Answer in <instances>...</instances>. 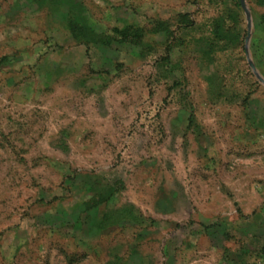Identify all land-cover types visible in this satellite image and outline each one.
Returning <instances> with one entry per match:
<instances>
[{
    "label": "rangeland",
    "instance_id": "rangeland-1",
    "mask_svg": "<svg viewBox=\"0 0 264 264\" xmlns=\"http://www.w3.org/2000/svg\"><path fill=\"white\" fill-rule=\"evenodd\" d=\"M244 4L247 44L240 0H0V264L215 262L202 224L264 198ZM102 214L125 220L90 237Z\"/></svg>",
    "mask_w": 264,
    "mask_h": 264
},
{
    "label": "crops",
    "instance_id": "crops-1",
    "mask_svg": "<svg viewBox=\"0 0 264 264\" xmlns=\"http://www.w3.org/2000/svg\"><path fill=\"white\" fill-rule=\"evenodd\" d=\"M260 190L264 194V184ZM263 202L264 198L261 201V205L259 204L256 207L258 212L253 209L250 214L240 213L239 215L235 214L234 217L230 216L231 214L229 217L217 214L213 217V221L202 224L199 241L206 242L202 247L203 251L211 252L212 250L216 254L213 264H264ZM253 216H256V219ZM151 220L149 218V222ZM256 229H260V232H257ZM106 231L108 230L93 231L89 236H98ZM81 234L83 235V233ZM89 236L86 235L84 237ZM228 241L233 242L234 246L229 247L232 243H228ZM255 247H260V255L258 257H252Z\"/></svg>",
    "mask_w": 264,
    "mask_h": 264
},
{
    "label": "trees",
    "instance_id": "trees-1",
    "mask_svg": "<svg viewBox=\"0 0 264 264\" xmlns=\"http://www.w3.org/2000/svg\"><path fill=\"white\" fill-rule=\"evenodd\" d=\"M237 4H238V1H237ZM101 186V185H100ZM89 187H92V186H87L85 187V192L86 193H89L90 190ZM96 188V187H95ZM101 189V188H100ZM92 192L93 194L90 195V198L87 199L85 201V212L89 211V209H95L96 211H98V209L100 207H103V204L105 202V200L107 201L108 198H109V192H105L103 191V189H101V191H97L96 189L93 190L92 189ZM122 217V216H121ZM121 220H125L123 218H113L112 220H110L106 214H102L101 216V219L100 220H93V219H90V223L94 226V228H96L97 230H105L109 227H113V226H116L118 223H121L123 221ZM127 220V219H126ZM131 221L135 224V225H139L141 224L144 219L141 215H136V214H132V218H131ZM152 221V220H151ZM119 225V224H118Z\"/></svg>",
    "mask_w": 264,
    "mask_h": 264
},
{
    "label": "water",
    "instance_id": "water-1",
    "mask_svg": "<svg viewBox=\"0 0 264 264\" xmlns=\"http://www.w3.org/2000/svg\"><path fill=\"white\" fill-rule=\"evenodd\" d=\"M240 3H241V6H242L243 10L246 13V19H247V22H246L247 35H246V38H245V43L247 44L248 39H249V36H250V31H251V26H252V20H251V16H250L249 10L247 9V7L244 4V0H240ZM245 56H246V59L248 61V65L251 68V70L253 71V73L255 74L256 78L260 82H262L264 84V78L257 72V70H256V68H255V66H254V64L252 62V60L249 57L247 45L245 46Z\"/></svg>",
    "mask_w": 264,
    "mask_h": 264
}]
</instances>
